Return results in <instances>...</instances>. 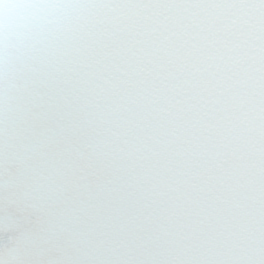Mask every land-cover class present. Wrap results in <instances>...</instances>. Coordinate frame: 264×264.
Masks as SVG:
<instances>
[{"label":"snow or ice","instance_id":"1","mask_svg":"<svg viewBox=\"0 0 264 264\" xmlns=\"http://www.w3.org/2000/svg\"><path fill=\"white\" fill-rule=\"evenodd\" d=\"M0 264H264V0H0Z\"/></svg>","mask_w":264,"mask_h":264}]
</instances>
